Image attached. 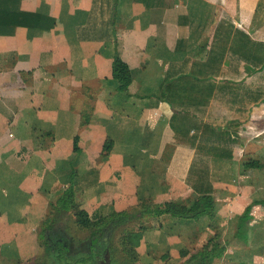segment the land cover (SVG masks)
Here are the masks:
<instances>
[{"label": "crops", "instance_id": "crops-1", "mask_svg": "<svg viewBox=\"0 0 264 264\" xmlns=\"http://www.w3.org/2000/svg\"><path fill=\"white\" fill-rule=\"evenodd\" d=\"M0 12L10 15L9 25L0 27V93L6 94L0 97V184L8 174L18 179L26 172L14 162L29 150L55 168L48 182L51 199L74 189V209L59 215L62 225L53 219L52 200L50 216L44 207L37 213L31 192V203L19 208L26 228L0 226V264L12 263L6 245L31 254L23 264H39L46 225L48 232H66L70 246L82 243L71 229L92 235L98 264H187L205 248L225 249L221 264H255L240 258L244 254L264 260L263 203L252 210L247 244L230 241L240 216L264 191V129L255 123L264 118L262 104L252 107L236 158H206L214 219L157 213L162 205H187L199 195L188 183L197 150L178 142L171 127L174 110L159 99L170 65L191 60L202 66L212 51L220 58L224 39L216 41L227 32L225 14L236 28L264 43V0H164L156 7L138 0H0ZM42 69L48 70L49 81L62 78L58 102L26 96L28 88L19 77ZM245 70L251 74L253 68L247 64ZM24 101L30 110L47 103L46 116L35 117L49 122V142L36 145L37 123L31 121L29 131L21 133L30 118L21 121L8 113L9 108L22 111ZM7 126L9 131H3ZM6 198L1 190L0 206ZM133 252L137 262L131 261ZM91 255L84 251L80 259L89 261Z\"/></svg>", "mask_w": 264, "mask_h": 264}, {"label": "trees", "instance_id": "trees-1", "mask_svg": "<svg viewBox=\"0 0 264 264\" xmlns=\"http://www.w3.org/2000/svg\"><path fill=\"white\" fill-rule=\"evenodd\" d=\"M138 1L149 7L164 5V0ZM118 2L119 0H115L116 4ZM224 20L227 22V32L222 33L223 35L219 33L216 41L224 39L220 58L212 51L209 61L202 66L192 63L191 60L173 63L161 87L159 99L169 103L174 110L171 127L176 133L178 142L197 150L188 183L199 195L187 205L168 203L160 206L157 209L160 215L168 214L175 218L192 220L207 215L210 219H214L216 208L208 196L212 192V184L208 179L209 167H207L208 159L206 158L214 155L219 158L234 159L235 152L239 149L240 143L244 141L240 134L246 130L252 107L264 105V43L255 41L247 32L236 28L230 15L225 14ZM9 23L10 15L0 12V27H7ZM247 64L253 68L251 74L245 70ZM210 72L214 76H196L198 74L207 75ZM186 86L192 88L186 89ZM187 91L194 92L191 96ZM223 115L227 116V119L232 118L231 121L223 120L225 119V117L221 118ZM73 193L74 189L66 191L59 202L54 205L57 214L60 215L74 209L72 206ZM262 203L264 204V201L254 200L246 208L239 218L232 242L242 246L247 244L252 210ZM51 220L53 223V219ZM125 222H127V217L121 224ZM63 232L57 230L51 235L55 237L50 240V245L47 244L44 248L41 261L45 254L52 256L53 260H58L60 264H83L84 261L81 259L70 261L69 254L71 253L67 254V249L63 247L65 242L56 245L57 252L54 254L52 241L62 239L63 236L68 238V234ZM126 243L127 240L123 245L125 246ZM82 245L83 251L92 254L89 257H96L95 246L90 245L89 239ZM126 248L128 250L129 247ZM132 250L131 248V252ZM128 252L129 250L125 253L129 257ZM225 252V249L205 248L197 255L190 257L187 264H221ZM131 261H138L135 252L131 254ZM43 263L44 261L40 262V264ZM118 264L127 263L123 260Z\"/></svg>", "mask_w": 264, "mask_h": 264}, {"label": "rangeland", "instance_id": "rangeland-1", "mask_svg": "<svg viewBox=\"0 0 264 264\" xmlns=\"http://www.w3.org/2000/svg\"><path fill=\"white\" fill-rule=\"evenodd\" d=\"M115 15H116V12L113 15V20L115 18ZM106 52H107V50H106ZM60 79H62V78L56 77L54 80L50 79V81H49L48 70L45 71L44 69L32 71L31 73L25 72L23 74V76L19 77V81H21L23 83V86L28 88V92L26 93V96L28 98H32V99H36V100H38V99L47 100V99L51 98V99H55L56 102L59 101V99H60L59 95H61L60 89L58 86V82ZM34 84H36L35 85V92L36 93L31 94L30 90L32 88V85H34ZM2 96H4V98L6 97V94L4 93L3 90L0 93V97H2ZM12 96L17 97L18 94H13ZM56 102H51V103L53 105H58ZM29 105H31L29 103V101L21 102L20 107L24 108V109H22V111L20 109L19 110H11L9 108L8 113L13 114L16 118H19V119H20V117H22L21 121L26 117L30 118V122L25 127L21 128V133H23L24 131H29V128L31 126H33L31 121H34L35 123H37V125L34 126V130L32 131V133L37 137L36 145H38V141H41V140L44 141V143L49 142V137H47L48 123L49 122H47V119L42 120V118L39 119V118L35 117V115L39 116L40 112L44 113V116H46V114L48 113L47 103L44 106L39 104V106L43 107L44 109H40V108L35 109V110L26 109ZM263 108H264V106H263ZM36 111H39V112H36ZM262 115H264V114H262ZM10 118L11 117L9 116V120H8L9 122H10ZM255 123H256V127L258 126L259 128L264 129V118L255 121ZM250 124L255 126L253 123H250ZM17 128L18 127H16L15 124H13L10 132L15 134L14 132H16ZM4 130H6V132H8L9 127L7 126L5 129H3V131ZM261 137H262V140L264 142V134L261 135ZM40 156H42V155H40ZM16 157L17 158H16L14 164L17 166H23L24 168H26V172L21 177H19L18 179H14L12 174H8L7 175L8 180L5 183L2 182V184H0V191L2 190V192L3 193L5 192L7 195L6 200L0 206V211H2L1 216H0V218L2 219L0 221L1 228H4V226H5L4 224H8L10 226H12L14 224L17 229L26 228V223L21 222L19 220V208L21 205H26V204L31 203V192H33L34 206L36 208L38 207V209H39V211L37 212L39 215H40L41 209L44 207V208H48V210H49L48 216H50V214L52 212V206H53V203L50 200H52L54 202V204H56L59 202V200L62 197L61 196L58 199V196L54 195L55 197L51 199L50 195L53 194L54 191L49 187L48 182H49V179L51 177L54 178L52 173H53V170L55 168L51 167V169H50V167H48V163L46 160L39 157L40 159H42L44 164L41 163L39 161L38 157L33 155V153L29 150L21 152L20 154L16 155ZM259 163H261V162H259ZM263 166H264V164H263ZM56 180H58V178ZM28 184H30L29 188H27L25 186ZM259 197H261L260 201H264V191H263V193L260 194ZM36 203H37V205H36ZM46 203H47V205H46ZM64 203H66V201H64ZM36 211L37 210H35V212ZM55 211L53 212L54 213L53 219L57 221V225H59V224L62 225V223H64V220H63V218H60V216H58L59 213L57 214V212H55ZM35 212H34V214H35ZM260 216H264V212L262 214H260ZM262 219H264V218H262ZM34 221H36V218H34ZM45 227H47V225ZM45 229H47V230L43 231V240H42L43 249H44V247L46 248L47 244L50 245L49 240H51L53 237H55V235L51 236L52 235L51 232H48V227ZM88 230L89 229H87L86 231H88ZM111 230H114V227ZM59 231L63 232L60 228H59ZM71 231H72V233L77 234V236L75 237L77 242L83 243L84 241H86L88 239L90 240V238L92 237V235H87L86 233L82 234L80 231H74L72 229H71ZM253 231H255V229ZM110 232L112 233V231H110ZM47 233H48V235L46 237L44 234H47ZM63 233L65 234L66 232H63ZM114 235L115 236L117 235L116 232H113V234L110 236L111 241L113 240ZM24 239H26L25 235L21 238V240L24 241ZM21 240H19L18 243H20ZM232 240L233 239H231L230 241L232 242ZM81 244H78V245H81ZM52 245H54V244H51V246ZM72 247L78 248V246H72ZM5 249L8 250V252H9V254L7 256L12 257V263H8V264H23L22 261H26L31 257V254L21 255L22 253H21L20 248L17 251L15 249H13L10 245H6ZM18 252H19V254H18ZM55 252H57V251L55 250V246H54V254H55ZM75 253H76V251H75ZM86 254L88 255V253H86ZM55 256H58V255H55ZM69 256H70V261L76 260V259L78 260L81 258L80 253L69 255ZM241 257H243V258L245 257V259L248 261L249 260L251 261L252 259H254L255 262H253V263H255V264H257L256 261H260L261 264H264V260L263 261L257 260L256 257H254V255L249 256L248 254H244V256L240 255V258ZM45 258H47V259L45 260ZM39 259H40V261L38 262L39 264H40V262L42 263L43 261H44L43 264H60V262L58 260L54 261L52 256H47L45 254L43 257V261H41V257ZM93 259H95V258L90 257L89 261H86V263L92 264L94 261ZM5 263L6 262H4V264ZM229 263L238 264L239 261H232L231 260V262H229Z\"/></svg>", "mask_w": 264, "mask_h": 264}, {"label": "flooded vegetation", "instance_id": "flooded-vegetation-1", "mask_svg": "<svg viewBox=\"0 0 264 264\" xmlns=\"http://www.w3.org/2000/svg\"><path fill=\"white\" fill-rule=\"evenodd\" d=\"M57 230L59 231V229H55V230H53L51 233L53 234V233H55V232H57ZM50 241V240H49ZM65 242V243H64ZM53 244H54V246L56 247V245L58 244V243H64V246L63 247H65V249H67L66 250V252H67V254L68 253H71V254H69V255H73V254H79L80 253V255H81V253L82 252H84L83 250H84V247H83V245H78V248H75V247H72V246H70V242H69V240H68V238L66 237V236H63V238L61 239H57L55 242H52ZM68 243H69V245H68ZM91 245V244H90ZM93 245L95 246V243H93ZM102 246H104V245H102ZM75 251H76V253H75ZM95 251H96V257H95V259L97 258V256H99V254H98V251H97V249H96V247H95ZM94 251V252H95ZM87 253V252H86ZM95 259H93V260H95ZM96 261L98 262V260L96 259ZM92 264H98V263H95V262H93Z\"/></svg>", "mask_w": 264, "mask_h": 264}]
</instances>
